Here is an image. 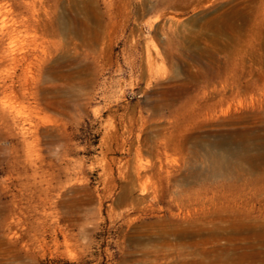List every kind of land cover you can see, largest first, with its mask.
<instances>
[{
	"label": "rangeland",
	"instance_id": "374dc122",
	"mask_svg": "<svg viewBox=\"0 0 264 264\" xmlns=\"http://www.w3.org/2000/svg\"><path fill=\"white\" fill-rule=\"evenodd\" d=\"M261 234L264 0H0V264H219Z\"/></svg>",
	"mask_w": 264,
	"mask_h": 264
},
{
	"label": "bare ground",
	"instance_id": "6f19581e",
	"mask_svg": "<svg viewBox=\"0 0 264 264\" xmlns=\"http://www.w3.org/2000/svg\"><path fill=\"white\" fill-rule=\"evenodd\" d=\"M150 56H151L150 52L147 51L148 63H150ZM258 238L260 239H256V240H262L264 239V235L261 234ZM212 259H214L212 260L214 263H219V264H264V246H263V249L260 248V250H257L255 248H249V251L247 252L246 251H242V252L231 251L230 253H227L226 255H223V256L222 255L214 256V258Z\"/></svg>",
	"mask_w": 264,
	"mask_h": 264
}]
</instances>
